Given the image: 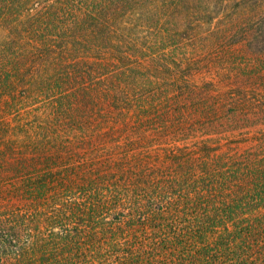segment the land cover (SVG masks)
<instances>
[{
  "label": "trees",
  "instance_id": "16d2710c",
  "mask_svg": "<svg viewBox=\"0 0 264 264\" xmlns=\"http://www.w3.org/2000/svg\"><path fill=\"white\" fill-rule=\"evenodd\" d=\"M232 1L0 0L15 264H264V133L214 114L186 52Z\"/></svg>",
  "mask_w": 264,
  "mask_h": 264
},
{
  "label": "rangeland",
  "instance_id": "374dc122",
  "mask_svg": "<svg viewBox=\"0 0 264 264\" xmlns=\"http://www.w3.org/2000/svg\"><path fill=\"white\" fill-rule=\"evenodd\" d=\"M243 1L247 3L245 10L238 11L239 0H233L229 10L217 14L210 25V31L214 32L212 39L197 40L196 46L186 52L192 59H198L195 64L198 75L211 76L216 81L214 114L221 117L222 122L244 127L249 132L248 138H255L260 132L264 133V0ZM206 38L209 39V34ZM234 125L230 127H236ZM24 225L19 220L2 226L16 227L19 231ZM38 226L37 236L45 240L44 227ZM7 240L5 236L0 237V264H15L17 255L23 250V236L16 241V250Z\"/></svg>",
  "mask_w": 264,
  "mask_h": 264
}]
</instances>
